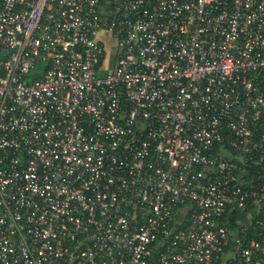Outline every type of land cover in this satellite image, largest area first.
<instances>
[{
  "label": "built area",
  "instance_id": "built-area-1",
  "mask_svg": "<svg viewBox=\"0 0 264 264\" xmlns=\"http://www.w3.org/2000/svg\"><path fill=\"white\" fill-rule=\"evenodd\" d=\"M0 264H264V0H0Z\"/></svg>",
  "mask_w": 264,
  "mask_h": 264
}]
</instances>
